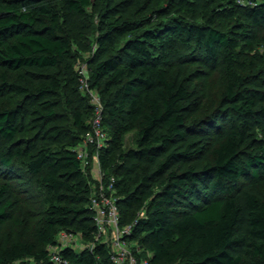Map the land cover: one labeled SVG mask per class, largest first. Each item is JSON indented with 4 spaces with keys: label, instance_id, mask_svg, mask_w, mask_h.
Wrapping results in <instances>:
<instances>
[{
    "label": "trees",
    "instance_id": "16d2710c",
    "mask_svg": "<svg viewBox=\"0 0 264 264\" xmlns=\"http://www.w3.org/2000/svg\"><path fill=\"white\" fill-rule=\"evenodd\" d=\"M245 1L219 0L193 23L195 0H0V264H52L47 248L61 232L94 242L96 181L74 152L94 116L78 62L102 104L108 141L98 160L115 179L119 228L131 226L137 261L264 264V55L237 59L264 43V0ZM219 17H237V30L215 27ZM79 25L95 28L93 52L74 34ZM192 63L222 82L218 107L198 123L188 117L190 88L169 71ZM11 73L23 83H11ZM12 96L37 105L30 111ZM31 123L38 138H20ZM203 124L213 144L200 165L205 154L193 140ZM130 133L136 148L124 150ZM28 187L40 198L34 216L20 192ZM59 254L68 264H113L101 242Z\"/></svg>",
    "mask_w": 264,
    "mask_h": 264
},
{
    "label": "rangeland",
    "instance_id": "374dc122",
    "mask_svg": "<svg viewBox=\"0 0 264 264\" xmlns=\"http://www.w3.org/2000/svg\"><path fill=\"white\" fill-rule=\"evenodd\" d=\"M218 3H219V0H195L193 6H194V10L196 11V16L190 17L189 15H187V20L193 23H202L203 20L201 21V18L204 15H206L205 18H203L206 20L208 18L207 15L210 14L212 9L218 6ZM239 3L242 5L248 4V2L245 0H239ZM90 15L93 16V20L91 21V24L97 23L96 22L97 13L93 14L92 12H90ZM238 21L239 20L237 17L233 19H222V17H219L217 21L215 22V24L217 25L215 27H217L218 29L222 31L233 32L237 30L236 25ZM79 23H83V21H79ZM79 32L84 33L85 37L88 39L87 40L89 42L88 45L90 48H92V52H93L94 47H95L94 38L96 36L95 28L93 26L92 27L91 26L82 27L79 25L78 30L75 31L74 34H77ZM259 35L260 36L264 35V30L260 31ZM257 52L264 55V43H262L261 46H255L254 50H247V51L242 52L243 55L238 57L237 59L239 61H244L245 58L250 60L251 53H257ZM88 56H89L88 52L83 54L84 59H86ZM246 63H248V61ZM171 66L172 67L170 68L169 71L171 73L172 78L179 84L189 87L192 92L193 102L189 106L188 117L190 119V123L191 122L198 123L208 113H210L211 111L215 110L218 107L217 105L218 99H220L221 89H222V82H221L220 75L217 72L211 73L208 67L203 68L197 63H192V64H189L188 66L186 65H171ZM80 69L81 71L83 70V74L85 75L83 78H87L86 65L85 64L82 65L80 62H78L75 67V71L78 73V76L80 75V72H79ZM26 71L27 73H31V74L40 73L41 75L53 73L52 70H35V69L28 70L27 69ZM9 75H10L9 81L11 83H16V84L23 83L18 78V75L12 74V73ZM81 94L84 95L82 91H81ZM11 98H12V102L14 103L22 99V96H12ZM21 101L25 104L26 107L30 109V111L35 109V106H31V104H33L34 102H32L30 99L23 98ZM33 105H37V104H33ZM90 105L91 106L93 105L91 100H90ZM57 113L60 114V117H61V121L58 122V124L61 127L65 128V125H67L68 122L71 123L69 116L66 114V112L64 111L62 107L57 109ZM88 122L90 121L88 120ZM32 126H33L32 123L29 124L27 133L21 134L19 135V137L23 139H29V140L38 138V135H39L38 130ZM205 126L206 124H203V126H201L200 128H196L197 131L195 132V134L197 135V138L193 140L194 146H196V148H201L203 150L202 151L203 155L205 154L200 165H203L205 163V159L207 157V151L211 149V146L213 144V135L208 133L207 128ZM135 140H136V136L134 133L128 134L125 139L124 150L136 148ZM96 171L97 169L93 167L91 171L93 172L92 173L93 182H95L97 178ZM257 187L259 190H264V183L257 185ZM20 189H21L20 192L24 191V193L21 194L23 199L26 202L30 203L25 208V211L28 213V216L29 214L30 216H34V213H37L39 209L38 207H35V204H32V203H36V200L40 199L38 197V192L36 188L28 187V188H20ZM7 232H8V229H5L3 234ZM19 232H20L19 228H14V229L12 228V235L14 237H16ZM107 234H108V237L103 235L101 236V239H96L97 237L94 236V239L97 242L108 243V239L112 237V232L110 229H107ZM29 235L30 234H28L27 237ZM79 241L80 242L78 243L81 244L82 241L81 240ZM91 244L92 243H90V245ZM127 246H128V250L132 251V248L135 247V244L127 243ZM24 263H28V262L25 261ZM19 264H22V263H19Z\"/></svg>",
    "mask_w": 264,
    "mask_h": 264
},
{
    "label": "built area",
    "instance_id": "2783aa9c",
    "mask_svg": "<svg viewBox=\"0 0 264 264\" xmlns=\"http://www.w3.org/2000/svg\"><path fill=\"white\" fill-rule=\"evenodd\" d=\"M80 89L85 92L93 103L94 116L90 122L91 132L86 136L84 141L79 144L74 152L77 159L80 161L83 172L88 170L92 171L95 167L96 171V183L94 184L93 194L90 198L89 208L93 215V223L95 225L96 239H101V236L108 237L107 229L112 232V237L108 239V243H102L107 245L110 254V260L113 264H148L147 260L138 262L132 251L128 250L127 243H129L127 237L131 233V226L119 228L118 210H117V198L115 195L114 183L115 179L110 178L107 180L104 173L101 170L98 155L99 152L106 147L108 141L106 133L102 129V105L97 94L88 90L86 78H83V70L80 69ZM93 173V172H92ZM81 240L78 236L72 235L66 232H61L54 245H50L47 248L49 261L52 264H68L67 261L59 254L64 249H72L75 251H81L89 249L92 251L95 241L91 245L79 244ZM100 243V242H98ZM139 253V251H137Z\"/></svg>",
    "mask_w": 264,
    "mask_h": 264
},
{
    "label": "bare ground",
    "instance_id": "6f19581e",
    "mask_svg": "<svg viewBox=\"0 0 264 264\" xmlns=\"http://www.w3.org/2000/svg\"><path fill=\"white\" fill-rule=\"evenodd\" d=\"M85 93V92H84ZM99 161V160H98Z\"/></svg>",
    "mask_w": 264,
    "mask_h": 264
}]
</instances>
